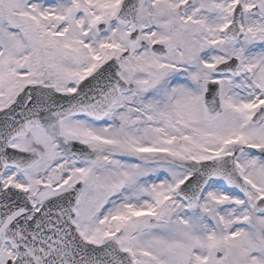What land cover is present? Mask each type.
Listing matches in <instances>:
<instances>
[{
  "label": "snow or ice",
  "instance_id": "snow-or-ice-1",
  "mask_svg": "<svg viewBox=\"0 0 264 264\" xmlns=\"http://www.w3.org/2000/svg\"><path fill=\"white\" fill-rule=\"evenodd\" d=\"M0 264H264V0H0Z\"/></svg>",
  "mask_w": 264,
  "mask_h": 264
}]
</instances>
